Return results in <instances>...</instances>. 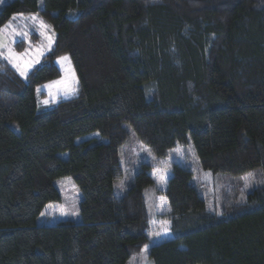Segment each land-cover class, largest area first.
Listing matches in <instances>:
<instances>
[{"label":"trees","instance_id":"1","mask_svg":"<svg viewBox=\"0 0 264 264\" xmlns=\"http://www.w3.org/2000/svg\"><path fill=\"white\" fill-rule=\"evenodd\" d=\"M39 1L0 5V28L39 13L56 33L26 78L0 55V264H127L149 243L150 187L171 221L150 264H264V0ZM65 54L79 93L39 109L36 88ZM126 124L157 156L191 141L203 169L262 179L221 214L180 163L160 187L143 164L118 194ZM93 132L107 141H78ZM66 176L80 223L54 183Z\"/></svg>","mask_w":264,"mask_h":264},{"label":"rangeland","instance_id":"2","mask_svg":"<svg viewBox=\"0 0 264 264\" xmlns=\"http://www.w3.org/2000/svg\"><path fill=\"white\" fill-rule=\"evenodd\" d=\"M6 1L3 0L0 5H3ZM39 5L41 8L43 7V0L39 1ZM69 15L71 14L69 13ZM33 17L36 18L33 19ZM41 22L46 27H41ZM5 25H10V27L6 28ZM5 25L0 28V55L20 75L24 65L31 64V67L25 70V75H21L26 78L30 72L43 62L45 55L52 50L56 33L51 24L39 13L15 15ZM22 33H27V35H21ZM19 41L20 43H18ZM9 51L14 54L12 58H9ZM17 63L20 64L19 69L16 67ZM56 63L61 70V76L36 88L39 109L53 107L59 100L75 97L79 93L80 81L71 56L69 54L61 55L56 59ZM125 126L130 134L127 141L120 147L123 176L115 183L118 194H123L128 190L143 164L150 165L148 172L160 187L165 186L171 176L172 164L180 163L192 171L191 181L206 199L207 208L221 214L223 210L228 209V201L229 204L233 201L245 202L246 195L262 179L260 169H254L237 176L213 173L203 169L191 141L188 144L175 146L165 157L157 156L136 136L128 124ZM89 137L92 138V141H107V138L98 132L78 138V141ZM63 155L66 156L67 153ZM54 183L60 190L62 196L61 206L66 217L75 222H82L80 215L82 192L75 180L71 176H66L56 179ZM146 205L149 222V243L145 245L147 251H145L144 246L141 251H137L132 255L127 264H150L148 247L171 237V221L165 215L167 204H165L163 196H157L154 187H150L146 191ZM53 221L54 218L52 217L39 220L40 223L47 224L53 223Z\"/></svg>","mask_w":264,"mask_h":264},{"label":"snow or ice","instance_id":"3","mask_svg":"<svg viewBox=\"0 0 264 264\" xmlns=\"http://www.w3.org/2000/svg\"><path fill=\"white\" fill-rule=\"evenodd\" d=\"M3 2V0H0V3H2ZM36 17H33V19H35ZM5 27L7 28V27H10V25H5ZM41 27H46L44 24H43V22H41ZM21 35H27V33H22ZM13 53L11 52V51H9V58H12L13 57ZM62 59H65V58H62ZM16 67L19 69L20 68V64L19 63H17L16 64ZM31 67V64H25L24 65V69H22L21 70V75H25V70L27 69V68H30ZM45 103H47V101H45ZM145 251H147V246H145Z\"/></svg>","mask_w":264,"mask_h":264}]
</instances>
